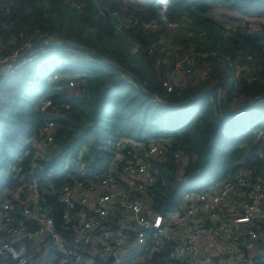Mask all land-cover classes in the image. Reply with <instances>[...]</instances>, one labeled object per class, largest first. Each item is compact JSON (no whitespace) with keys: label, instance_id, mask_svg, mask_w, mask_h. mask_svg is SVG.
<instances>
[{"label":"trees","instance_id":"16d2710c","mask_svg":"<svg viewBox=\"0 0 264 264\" xmlns=\"http://www.w3.org/2000/svg\"><path fill=\"white\" fill-rule=\"evenodd\" d=\"M127 1L136 3L128 13L117 0H0V66L23 65L0 77V194L37 178L69 251L73 232L63 217L62 187L95 182L151 142L164 155L149 162L156 180L146 191L152 212L163 217L180 209L185 195L263 167L264 23H231L264 19V0ZM217 10L224 20L216 19ZM7 91L12 96L4 102ZM44 99L49 105L42 111ZM47 121L53 143L38 150ZM254 243L260 253L253 264H264V220Z\"/></svg>","mask_w":264,"mask_h":264},{"label":"built area","instance_id":"2783aa9c","mask_svg":"<svg viewBox=\"0 0 264 264\" xmlns=\"http://www.w3.org/2000/svg\"><path fill=\"white\" fill-rule=\"evenodd\" d=\"M237 20L231 24L264 23L261 18ZM164 26L179 31L174 23L164 22ZM173 69L179 74V85L182 66L177 63ZM48 105L46 101L41 110ZM53 131L50 121L39 128L37 149L52 146ZM163 155L162 146L151 142L131 159L123 160L124 155L117 153L115 157L123 161L103 170L95 182L62 187L63 217L66 224L72 223L71 251L40 198L37 178L4 189L0 194V264H95L94 259L109 257L114 258L112 264H253L255 254L245 248L259 238L264 220V139L260 172L248 169L224 177L206 193L185 195L180 209L166 217L152 212L146 191L156 180L149 162ZM174 158L179 162L180 152ZM76 206L79 210L71 212ZM16 210L24 220L17 219ZM26 221L35 229L30 230ZM163 251L164 261L157 262L156 256Z\"/></svg>","mask_w":264,"mask_h":264},{"label":"rangeland","instance_id":"374dc122","mask_svg":"<svg viewBox=\"0 0 264 264\" xmlns=\"http://www.w3.org/2000/svg\"><path fill=\"white\" fill-rule=\"evenodd\" d=\"M117 1H119V5L124 9V11H125V13H128V7L129 6H134V3L135 2H133V1H127V0H117ZM136 4V3H135ZM220 11H223L224 13H226V14H228V13H231V12H225L222 8H220L219 9ZM219 10H217L215 13H217V14H215V15H217L216 17V19L218 20V19H221V20H224V18H225V16H223V15H219ZM127 20V17L126 16H123V20H122V22H125ZM159 39H160V37H159ZM158 39V40H159ZM60 42V40L59 39H53L52 41H51V43L52 44H56V42ZM59 42L57 43V45L59 44ZM164 44L165 43V40H163L162 38L159 40V44ZM24 47V51L23 52H21L20 53V56H22L24 53H26L27 51L26 50H28L30 47H31V44L29 43L28 45H25V46H23ZM19 50H21V49H19ZM35 54V52L34 51H30V55H34ZM17 56V54H15L14 53V55H13V57L12 58H15ZM8 62V61H7ZM10 65H11V63L10 62H8ZM21 66H23V65H21V64H19L18 66H13V65H11V68H13L12 70L10 69V71H8L5 75H6V77L7 76H12V74H13V71L14 70H19V68H21ZM2 76V75H1ZM0 76V77H1ZM12 96V93L11 92H9V91H7V92H5L4 94H3V97H2V99H3V101L4 102H6V100H7V98L9 97H11ZM47 100H45L44 99V103L46 102ZM42 102V103H43ZM43 103V104H44ZM2 175V172H0V176ZM231 208H232V206H230ZM251 244V247L250 248H246V252L248 251V252H250V253H252L253 255L255 254H258V253H260V251H259V249H258V247L257 246H255L256 245V243H250ZM254 245V246H253ZM250 249V250H249Z\"/></svg>","mask_w":264,"mask_h":264},{"label":"water","instance_id":"95a60500","mask_svg":"<svg viewBox=\"0 0 264 264\" xmlns=\"http://www.w3.org/2000/svg\"><path fill=\"white\" fill-rule=\"evenodd\" d=\"M6 70H8V65H4V66L0 67V76L3 73H5ZM113 261H114L113 257H109L106 261H100L98 259H94L95 264H112Z\"/></svg>","mask_w":264,"mask_h":264}]
</instances>
